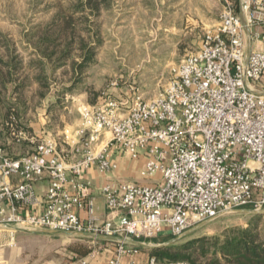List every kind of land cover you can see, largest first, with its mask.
Masks as SVG:
<instances>
[{"label": "built area", "instance_id": "built-area-1", "mask_svg": "<svg viewBox=\"0 0 264 264\" xmlns=\"http://www.w3.org/2000/svg\"><path fill=\"white\" fill-rule=\"evenodd\" d=\"M29 139L34 150L16 158L0 146V225L106 236L115 245L108 264H159L138 260L131 240H151L165 226L181 236L227 211L263 209L264 0H225L218 23L172 67L159 95L83 104L78 124ZM119 154L143 157L141 177L154 182L101 185L105 219L83 174L96 167L109 176Z\"/></svg>", "mask_w": 264, "mask_h": 264}, {"label": "rangeland", "instance_id": "rangeland-1", "mask_svg": "<svg viewBox=\"0 0 264 264\" xmlns=\"http://www.w3.org/2000/svg\"><path fill=\"white\" fill-rule=\"evenodd\" d=\"M224 1L113 0L97 16L75 13L77 38L70 57L61 64L43 60L42 68L35 70L26 67L21 72L26 84L16 92L17 99L9 95L10 101L19 103L14 113L25 114L27 107L37 106L51 111V123L62 129L80 119L83 104L99 105L108 96L132 99L136 94L149 100L159 95L170 79L172 67L196 50L204 31L218 23ZM72 5L71 0H0V54L10 58L4 48L8 45L24 64L36 61L37 38L32 39V35H45L53 18L58 13L68 14ZM67 33H71L70 28ZM81 41L94 46V61L85 72H79L74 64L82 60ZM58 43L49 49L62 50V39ZM37 75H42L47 86L40 85ZM41 93L45 95L42 101L38 98ZM196 226L180 237L172 236L165 226L159 236L165 242L179 237L170 245L183 249L201 239L221 241L225 235H234L235 228L264 232V212L231 210ZM64 241L75 242L72 237Z\"/></svg>", "mask_w": 264, "mask_h": 264}, {"label": "crops", "instance_id": "crops-1", "mask_svg": "<svg viewBox=\"0 0 264 264\" xmlns=\"http://www.w3.org/2000/svg\"><path fill=\"white\" fill-rule=\"evenodd\" d=\"M23 76L20 78V80ZM29 78V77H28ZM19 80V81H20ZM35 83V82H31ZM39 84L38 82H36ZM10 93L7 98L10 99ZM14 100L17 95L13 94ZM35 97V96H34ZM43 97V98H42ZM44 96H38L40 101ZM32 99L33 96H32ZM16 102V101H15ZM29 102V101H28ZM19 107V103H16ZM1 109V108H0ZM28 107L24 112L14 116L11 121L0 116V144L5 153L13 158L25 155L35 148V141L29 137L39 138L46 132L57 133L61 129L51 123V117L48 110H40L39 107ZM1 115V112H0ZM79 120L73 125L78 124ZM23 132L24 135L20 134ZM8 150V152H6ZM119 168L109 176L101 173L96 167L87 169L83 177L92 182L91 197L96 204V213L101 218L110 217L109 211L105 206L104 198L100 193V186L108 180L121 179L138 183H151L153 179L141 177V170L144 167L145 159L131 160L128 155L119 154L116 156ZM157 175L155 178H158ZM12 181L16 179L12 177ZM47 187V181L37 184L40 194H44ZM79 215L86 219L88 216L87 207L79 211ZM47 229H23L11 224H1L0 233L3 235L4 247L0 249V264H108L113 257L115 245L110 239L89 238L82 235H50ZM14 237V240H11ZM65 237L74 238V243L64 241ZM71 240V239H70ZM142 241V240H141ZM166 240L157 236L144 242L162 243ZM14 242L15 244H11ZM86 246L89 250L86 254H81L75 249L79 245ZM150 252L141 251L137 256L138 260L148 259Z\"/></svg>", "mask_w": 264, "mask_h": 264}, {"label": "trees", "instance_id": "trees-1", "mask_svg": "<svg viewBox=\"0 0 264 264\" xmlns=\"http://www.w3.org/2000/svg\"><path fill=\"white\" fill-rule=\"evenodd\" d=\"M113 0H71L72 10L68 14L58 13L52 20L53 24L49 27L50 30H45V35L35 37L34 51L38 53L39 58L36 61H30L24 64L18 56L17 51H11L8 45H4L9 59H5L4 55L0 54V112L4 119L9 121L19 113L17 111V104L7 98V93L11 95L19 92L26 84V79L22 77L21 72L27 67L30 70L42 68L43 60H53L57 64L64 62L71 55V51L76 43L75 31V13L82 14L88 12L97 16L103 8L111 5ZM71 29V33L67 31ZM53 32V33H52ZM62 39L63 49L58 50L50 46H58V41ZM81 51H83L82 60L75 62V69L79 72H85L86 68L94 61V46L86 45L81 41ZM55 45V46H54ZM20 80V81H19ZM36 80L41 86H47L44 83L42 75H37ZM11 90V91H9ZM19 94V93H17ZM44 96V93H41ZM250 208V207H247ZM196 242V243H195ZM195 243L192 247H184L177 249L173 245L164 248L146 249L138 247L141 251H149L151 255L156 257L159 264H167L170 261H187L191 264H264V232L257 231V229H241L235 228V234L232 236L225 235L221 241L208 242L201 239L193 241ZM81 254L89 252L86 246L82 244L75 247ZM200 259V260H199Z\"/></svg>", "mask_w": 264, "mask_h": 264}, {"label": "water", "instance_id": "water-1", "mask_svg": "<svg viewBox=\"0 0 264 264\" xmlns=\"http://www.w3.org/2000/svg\"><path fill=\"white\" fill-rule=\"evenodd\" d=\"M241 17L243 20V23L246 26L243 14L241 13ZM247 27V26H246ZM251 48V44H249V50ZM236 211H244V212H253V213H262L264 212V210L260 211V210H256V209H252V210H248V209H234ZM213 219V218H211ZM210 220V219H208ZM197 228V226L191 228L190 230H188L187 232L192 231L193 229ZM48 234L50 235H82L85 237H89V238H105V239H109L106 236H102V235H95L92 233H79V232H75V231H51V230H47L46 231ZM180 237V236H179ZM179 237H176L174 239H172L171 241H167V242H162V243H151V242H144V241H139V240H131V243H133L134 245L138 246V247H143L146 249H155V248H164L169 246L171 243L175 242Z\"/></svg>", "mask_w": 264, "mask_h": 264}]
</instances>
